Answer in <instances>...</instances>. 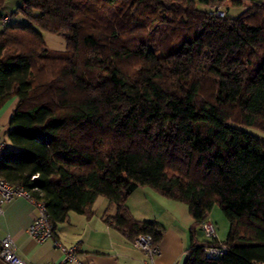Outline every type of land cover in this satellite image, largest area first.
I'll list each match as a JSON object with an SVG mask.
<instances>
[{"label":"trees","instance_id":"16d2710c","mask_svg":"<svg viewBox=\"0 0 264 264\" xmlns=\"http://www.w3.org/2000/svg\"><path fill=\"white\" fill-rule=\"evenodd\" d=\"M225 1L23 0L64 51L0 15V112L18 100L0 178L44 202L54 229L105 197L108 222L160 243L126 204L147 186L189 208L185 264L264 261V140L241 128L264 132V2L232 0L244 9L227 17ZM216 204L228 237L198 240ZM220 243L223 257H206Z\"/></svg>","mask_w":264,"mask_h":264},{"label":"crops","instance_id":"0c3cea01","mask_svg":"<svg viewBox=\"0 0 264 264\" xmlns=\"http://www.w3.org/2000/svg\"><path fill=\"white\" fill-rule=\"evenodd\" d=\"M17 103V99L12 100L0 112L4 130H9L8 123ZM126 204L135 218L154 221L161 226L163 237L157 264H185L194 225L187 204L164 197L147 186L139 187ZM93 209L90 217L70 213L67 222L55 227L52 238L38 243L28 234L37 210L28 200L16 198L5 205V212L0 217V235H12L19 247V255L32 264H64L63 252L55 246L56 241L65 246L78 243L79 256L85 264H146V254L133 245L123 230L106 220L116 214V206L107 198L99 197ZM197 239L202 240L198 236ZM0 264L7 263L0 259Z\"/></svg>","mask_w":264,"mask_h":264},{"label":"built area","instance_id":"2783aa9c","mask_svg":"<svg viewBox=\"0 0 264 264\" xmlns=\"http://www.w3.org/2000/svg\"><path fill=\"white\" fill-rule=\"evenodd\" d=\"M216 15L223 16L224 12L221 7H217ZM8 18H4L6 22ZM10 149V144L7 138L2 136L0 132V162L3 160L6 152ZM16 198H24L31 202L37 210V215L34 221L28 228V234L38 243H43L54 236V226L50 221L47 206L44 202L36 200L29 191L21 186H15L0 178V217L5 212V205ZM204 237L208 240L218 239L217 229L209 219L202 225ZM133 245L144 252L147 256L146 264H157V258L161 254L160 244L156 243L154 237L150 234H139L133 241ZM55 246L59 248L64 255V264H85L79 256V244L65 246L60 241L55 242ZM19 247L15 238L6 234L0 235V259L7 264H32L22 258L18 253ZM228 247L222 243L217 246H208L205 248L206 257L210 259H219L227 252ZM264 264V261L258 263Z\"/></svg>","mask_w":264,"mask_h":264},{"label":"rangeland","instance_id":"374dc122","mask_svg":"<svg viewBox=\"0 0 264 264\" xmlns=\"http://www.w3.org/2000/svg\"><path fill=\"white\" fill-rule=\"evenodd\" d=\"M232 4H233L232 0L225 1L226 7L224 8V10L226 12L227 17H237L244 9V6H238V5H232ZM22 6H23V0H6L5 1L3 7L0 8V15L3 17V19L5 17L8 18V21L5 22L4 25H8V26L32 25L41 31V33L44 36L45 42L50 50H53V51L66 50L65 39L61 35H58L56 33L41 30L31 19H29L21 11H19V8ZM200 7H203V6L200 5ZM39 13H40L39 11H36L35 15H39ZM4 128L5 127L0 124V132L2 133V136L5 138H8L7 136L8 128L5 130ZM241 128L250 132L256 137H259L264 140V132L261 131L260 129L251 127V126H246V125L241 126ZM209 217L211 219L209 220L212 223H214L217 229L218 239L221 242L226 241L228 234H229L230 224L223 210L219 206V204H216L213 207V209L210 212ZM197 236L199 239H204V234L201 230L198 231Z\"/></svg>","mask_w":264,"mask_h":264}]
</instances>
